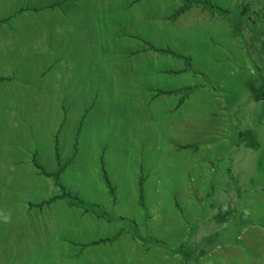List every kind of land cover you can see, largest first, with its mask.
I'll return each mask as SVG.
<instances>
[{"label": "rangeland", "instance_id": "374dc122", "mask_svg": "<svg viewBox=\"0 0 264 264\" xmlns=\"http://www.w3.org/2000/svg\"><path fill=\"white\" fill-rule=\"evenodd\" d=\"M244 4L247 13H243ZM81 9L82 23L92 26L76 33L70 25H82L81 18H76ZM200 9L209 12L206 16L210 24L216 28L229 25L234 35L247 42L246 55L252 50L263 61L260 41L264 40V0H0V264H63L66 260L75 264L70 261L76 256L69 246L74 244L76 250V241L66 239L73 234L79 239L77 244L80 239L93 245L113 242V246H102L99 264H125L129 247L140 253L136 259L146 249L153 254L147 256V264H163L156 262V246L170 242L168 233L162 235L156 230L161 224L145 222L152 216L147 214L148 207L155 205L163 207L165 214H160L166 219L175 216V203L187 208L190 202L193 210L198 208L197 218L191 217L197 221L194 227L198 229L201 224L206 230L209 224L199 223V216L208 212L202 207L208 204L207 193L202 192L204 202L188 199L191 177L173 173L188 172L179 169L184 168L187 150H179L178 155L176 152L179 144L201 142L197 146L200 148L204 143L214 145L221 136L220 126L225 133L228 123L220 121L218 112L211 110L212 103L199 91L214 88L222 79L228 83L235 78H226L229 65L212 58L218 48H212L211 59L203 56L211 47L204 46L205 38L197 26L188 25L189 10L198 17L202 16ZM193 14L192 19L196 18ZM249 23L256 25L260 36L254 49L251 35L245 31ZM151 27L158 32L152 35ZM66 39H72V43ZM93 39H97L96 47L90 55L97 60L91 66L83 57L88 56L87 47ZM73 40H78L77 45ZM144 50L148 53H139ZM162 54L179 57L178 63L164 62V67L181 68L179 74L185 68L190 76L158 81L150 78L143 59ZM79 60L83 64H77ZM81 68H86L89 75L84 81V87L89 88L82 93L83 79L78 77ZM260 72H264L262 63ZM66 75L74 76L69 88L63 81ZM242 78L250 80V75L244 73ZM240 82H234L235 90L241 96H252L250 85L244 89ZM157 86L163 90L186 88L183 94L155 96ZM253 86L264 93L263 88ZM183 95L188 96L184 105L173 111ZM259 104L252 101L238 108L236 118L248 120ZM258 171L252 174V183L259 180ZM59 200L62 202L58 205ZM63 200L73 206V212L81 205L93 204L120 221L101 229L94 214L82 222L72 220L63 240L70 245L63 246L54 239L55 233L64 235ZM52 201H56L55 208L54 204L45 206ZM34 208L42 209V214L46 208L59 212V225L50 222L51 250L39 243L34 248L35 232L39 231L31 215ZM191 208L187 212H192ZM73 212L69 211L67 221ZM238 212L237 223L219 236L213 235L218 243L226 241L222 246L228 253L226 264H238L240 258L234 244L235 236L243 231L241 210ZM260 213L264 216V210L256 215ZM104 231L114 238L92 240ZM48 235L44 230L41 238ZM241 235L243 247L253 249L257 256L256 261L249 259L246 264H264V229L248 223ZM196 242L200 244L198 250L210 243ZM93 253V249L88 252ZM232 253L234 258L230 257ZM245 257L241 255V262ZM132 263L140 264L138 259Z\"/></svg>", "mask_w": 264, "mask_h": 264}, {"label": "crops", "instance_id": "0c3cea01", "mask_svg": "<svg viewBox=\"0 0 264 264\" xmlns=\"http://www.w3.org/2000/svg\"><path fill=\"white\" fill-rule=\"evenodd\" d=\"M193 9L196 10V8ZM199 12H201L202 16L197 17L195 14H193L192 10H189L188 17L192 22L189 20L190 23L188 25L193 27L197 26L199 31L202 33L201 37L205 38L204 46L206 45L207 47H211V49H209V52L204 53L203 56H210V58L208 59H211L212 48H218V51L212 58L217 60L222 65H229V75L226 78H230V76H233L235 78L234 81H229L228 83H224L225 79H222L223 83L222 81L220 83H217V86H215L214 88L204 87L199 91V94H202V96L203 94L205 95V100L208 103H212L213 107H211V110L218 112L217 115L220 116V121H225L228 123V125L225 133L220 126L221 136L220 138H217L220 141L217 143V140L216 142H214V145H206L204 143L203 147L200 148L197 146L200 145L201 142L193 145L179 144L177 148L178 152H176V155H178L179 150L184 152L185 150H187V152H185L186 154L184 155V161L186 162L184 163V168L180 167L179 169L181 170L186 168L188 172L178 174L177 172L173 173L183 176L185 174H188V176L191 177L190 181L193 184L189 185L190 194L188 196V199L190 198L192 200L195 198L197 199V201L200 200V202H202L204 200L202 192H205V194L207 193L206 197L209 199L207 201L208 204L206 203L204 205L203 203L202 207H204L208 212H203V215L201 217L199 216V218H201V220H199V223H208L209 226L206 228V230L200 227L201 224L200 226H198V229L194 227L197 222L196 220H194V218H197L195 216L198 215V208L196 207V209L193 210L191 208L193 206L190 205V202H188L187 208L185 207V204L180 205L179 203H175V211L173 212L175 216L165 217L166 219H164L162 215L165 214V212L163 211V207L161 205H155L153 207L149 206L147 214H151L152 216L150 219L148 216L145 222H151L150 224H161L159 227H156V230L162 233V235L168 233L166 235V239H168L170 242L168 244L164 243L160 246H156V249L158 250V253H156V262H162L163 264H226L225 259L228 257V253H226V251L223 249V243H225L226 241L218 243L215 240L214 236H219V234H221L223 230L229 229L232 223H237V221H235L236 219H238L237 213H239L238 211L241 210L240 213L243 218L241 220V222L243 223L241 228L243 231L235 236L234 244L238 248L235 253L240 256L238 264H246L249 259L252 261L257 260L255 258L257 257L256 253L253 251V249L243 247L241 234L244 232L246 224L256 223L257 225L261 226L262 229H264L263 213H260L262 215H256L260 211L264 210V95L263 98L259 100L253 98V95L251 96V94L249 93L243 94V96H241L239 91L235 90L236 83L234 82L241 79V82L239 84L240 87L245 89V87L253 84L259 86L260 88H263L261 90L264 91V72H260V64L262 63V65H264V58H262L263 61H259L260 58L258 57V55H255L252 50H250V54L246 55L244 51L245 47L248 46L246 45L247 42H244L239 36L234 35L229 25H222L221 28L217 25L216 28L215 25L210 24L209 20H207L209 19V17H207L206 15H210L207 10L200 9ZM83 14V10L81 9V12L79 10L78 16H76V18L77 21H79L81 18L80 22L82 25L78 26V24H75L74 26L73 24H71L70 26L74 27L72 28V31H76L77 33L78 31H83V29L91 28L92 25H90V23H82ZM191 14L196 17L193 18L194 20L191 18ZM164 30L165 32H167L169 31V28ZM245 31L249 32L251 35V48H257V37L260 36L256 33L258 31L256 25L250 23L247 24ZM157 32L158 29L155 30V28L151 27L150 33L152 35ZM95 36L96 38H98V35H94L93 38H95ZM180 38V41H182L183 38ZM66 40L68 43H72V39H70V41L68 39ZM260 40L261 38L259 39V41ZM96 41L97 39H93L92 41H90L93 42V44L87 47L86 53H88V56L83 55V58L86 59L84 63L91 64V66L96 62L95 60H97L94 59L92 55H90V51H94L92 48L94 47V42ZM74 42H76L77 45L78 40H73V43ZM260 42H263L262 46L264 51V40H261ZM115 44L116 43H114L113 45ZM163 44L165 43L163 42ZM124 47L127 48L128 44L124 43ZM155 47H159V45H156ZM83 52L84 51L82 50V53ZM188 52L191 54L189 50ZM139 53H143V55H145L148 53V50L147 52L146 50H144ZM262 53L264 54V52ZM163 54L160 57L158 55H155L154 57L148 56L146 59H143L146 68L145 73L147 71L151 72L150 78L158 81L160 79L190 76V71L186 70L185 68H182L181 73L179 74L178 70L181 68H175L171 66L164 67V62H169L170 64L173 62L178 63L179 57H174L173 54H166L165 56H163ZM149 63H151V65ZM255 63L257 64L258 68L252 66ZM77 64L83 63H81L79 60L77 61ZM86 68H81V74H79L78 76L82 77L83 79L82 86L80 87L81 93L84 89L89 88L87 86L84 87V81H86V79H88L87 76H89L87 75L88 71L86 72ZM244 73L245 76L250 75V80L247 79L248 77L245 79L242 78ZM73 77L74 76L72 75L63 76V81H66L65 85L67 88H69L70 81L74 79ZM110 79L111 78H109V80ZM183 88H186V86H179L177 89L171 90H163L161 86H157L153 91L155 96H173L175 94H183L182 92H173L182 90ZM111 89L112 88H110L109 84L107 88L108 92H110ZM193 92L195 93L196 90ZM187 97L188 96L183 95L182 99H178V103L175 104L176 107L175 105H173L175 107L173 111H177L178 109H180V107H182V105H184V102L187 100ZM209 100H212V102ZM252 101L260 103L259 106H256L255 108L253 107L251 115L249 114L247 116L248 120L244 122L239 121L235 116V111ZM233 105L235 106L234 110ZM243 135H245L246 137H244ZM243 148H245L246 150V155H242ZM240 149L242 150L241 154H239ZM233 151L234 154H232ZM259 169L260 171H258ZM255 171L260 172L261 176L259 177V180L252 183V174H254ZM219 183L222 186L216 188ZM196 194H198L199 196L196 197ZM61 202L62 201L59 200L58 205L61 204ZM50 204H54L53 207L55 208L56 201L47 203L45 204V206L48 205L49 207ZM53 207L51 206V208ZM95 207L96 206L93 204H89L87 206L81 205L78 207V210L75 211L78 213L76 214L75 212H73V206L69 207L68 203L63 200L64 235L60 237L55 233L54 239L60 243L65 244L63 246L70 245V242L63 241L66 238V229L69 230L68 225L72 223V220L82 222V220H85L88 215L91 216L94 214V218L97 220L98 224L100 223L99 228L101 229H108L109 224L114 222L117 223L120 221L116 217H110L108 212H102L98 210L97 207V209ZM51 208H46L45 211H43L44 214L41 213L42 209L37 211L34 208V210L31 211V215L34 216L35 219V221L33 222L36 224L38 228L37 230H39L35 232L37 234L36 239L38 241L36 240L37 243L34 248H38L39 244L46 247L48 250H51L52 248L53 243L51 242V240L53 236H51L50 233L53 231L54 223L55 227H57L56 224L59 225L57 221H60V216L58 211L55 212ZM190 208L192 212H187V209ZM226 210H231L233 212V219L225 223L223 222V220H219V215L221 212ZM51 211H53V213ZM69 211H72L73 213L71 214V219L67 221V214L69 213ZM160 212H162V214H160ZM204 218L207 219L203 221ZM50 222H52L53 225H50ZM28 224L30 227L31 224ZM172 226H174L173 229L171 228ZM30 230L34 229L30 228ZM44 230H47L49 232L47 238H41V234ZM71 237L68 236L66 239H72V243H75L76 241V250L73 246L74 244H71V246H69L70 249H74V251L71 253H74L76 257L74 260L73 258H71L70 261H74L75 264H99L102 262L100 261V259L103 257L102 252H100L103 248L102 246L114 245L113 242L108 241L94 245L91 243L85 244L86 239H80L79 244H77L79 239H77L74 234ZM108 238L113 239L114 235L110 236L108 231H104L100 235L92 238V240L95 239L96 241H99ZM197 240H209L210 243H208V245H201L202 249L198 250L197 247H200V244L196 242ZM214 241L216 242L214 243ZM92 249L94 253L92 255H89L88 252ZM145 250L143 254H141V256L137 258L140 264H147V256L153 255L151 253L149 254ZM135 251L136 249L134 247H129V254L126 253L124 255L125 264H133L132 262L137 260L136 257L139 256L140 253H136ZM234 255L235 254L232 253V256L230 257L234 258ZM241 255L246 256L242 262ZM200 259H202V261H200ZM246 259L248 260L246 261ZM67 262L68 260H66L65 262L63 261V264H73V262Z\"/></svg>", "mask_w": 264, "mask_h": 264}, {"label": "trees", "instance_id": "16d2710c", "mask_svg": "<svg viewBox=\"0 0 264 264\" xmlns=\"http://www.w3.org/2000/svg\"><path fill=\"white\" fill-rule=\"evenodd\" d=\"M244 12H248V8H247V4H244L243 5V13ZM249 21H251L249 19ZM250 87L253 91V98L259 100L261 98H263V93H259L258 89L256 87L253 86V84H250ZM186 92V90H184ZM173 92H183L182 90H179V91H173ZM233 212L231 210H226V211H223L220 213L219 215V220H223V222H229L231 221V219H233V216H232Z\"/></svg>", "mask_w": 264, "mask_h": 264}]
</instances>
